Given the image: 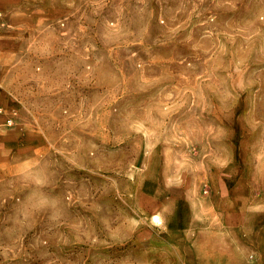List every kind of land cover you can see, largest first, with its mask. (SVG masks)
I'll list each match as a JSON object with an SVG mask.
<instances>
[{
	"label": "rangeland",
	"instance_id": "374dc122",
	"mask_svg": "<svg viewBox=\"0 0 264 264\" xmlns=\"http://www.w3.org/2000/svg\"><path fill=\"white\" fill-rule=\"evenodd\" d=\"M17 13L0 264H264V0Z\"/></svg>",
	"mask_w": 264,
	"mask_h": 264
},
{
	"label": "crops",
	"instance_id": "0c3cea01",
	"mask_svg": "<svg viewBox=\"0 0 264 264\" xmlns=\"http://www.w3.org/2000/svg\"><path fill=\"white\" fill-rule=\"evenodd\" d=\"M17 0H0V45H2L3 36L7 35L5 28L8 27L9 29H17L19 24H17ZM12 36V33L10 34ZM0 50H2V47H0ZM2 52V51H1ZM0 59L1 55H0ZM0 93H2L0 91ZM1 99H0V105H1ZM17 102V105L19 104L17 98L15 99ZM5 123V116H0V125ZM250 257H252V254H249ZM248 264H257V262H254L253 260L248 261Z\"/></svg>",
	"mask_w": 264,
	"mask_h": 264
}]
</instances>
